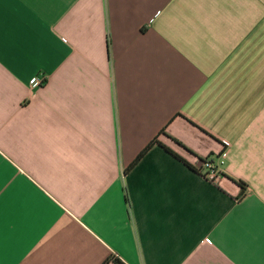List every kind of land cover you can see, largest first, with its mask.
Masks as SVG:
<instances>
[{
    "label": "crops",
    "instance_id": "crops-1",
    "mask_svg": "<svg viewBox=\"0 0 264 264\" xmlns=\"http://www.w3.org/2000/svg\"><path fill=\"white\" fill-rule=\"evenodd\" d=\"M115 259L264 264V0H0V264Z\"/></svg>",
    "mask_w": 264,
    "mask_h": 264
},
{
    "label": "built area",
    "instance_id": "built-area-1",
    "mask_svg": "<svg viewBox=\"0 0 264 264\" xmlns=\"http://www.w3.org/2000/svg\"><path fill=\"white\" fill-rule=\"evenodd\" d=\"M44 83L45 79L43 77H35L31 85L33 88H40ZM225 164L226 159L223 155H211L206 158H198L194 162L193 169L202 175L207 181L219 184L220 181L225 178Z\"/></svg>",
    "mask_w": 264,
    "mask_h": 264
},
{
    "label": "trees",
    "instance_id": "trees-1",
    "mask_svg": "<svg viewBox=\"0 0 264 264\" xmlns=\"http://www.w3.org/2000/svg\"><path fill=\"white\" fill-rule=\"evenodd\" d=\"M175 140V139H174ZM179 145L185 147L182 143H180L178 140H175ZM152 146H149V149L151 148ZM187 148V147H185ZM171 151V150H170ZM172 152V151H171ZM174 153V152H173ZM115 262L116 264H124L122 261H120L119 259H115Z\"/></svg>",
    "mask_w": 264,
    "mask_h": 264
}]
</instances>
